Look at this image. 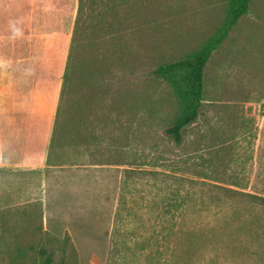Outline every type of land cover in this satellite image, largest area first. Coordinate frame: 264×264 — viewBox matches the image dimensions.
<instances>
[{
    "label": "rangeland",
    "instance_id": "rangeland-1",
    "mask_svg": "<svg viewBox=\"0 0 264 264\" xmlns=\"http://www.w3.org/2000/svg\"><path fill=\"white\" fill-rule=\"evenodd\" d=\"M84 2L72 43L78 0H0V264H264V0L212 53L180 145L153 70L232 0Z\"/></svg>",
    "mask_w": 264,
    "mask_h": 264
},
{
    "label": "trees",
    "instance_id": "trees-1",
    "mask_svg": "<svg viewBox=\"0 0 264 264\" xmlns=\"http://www.w3.org/2000/svg\"><path fill=\"white\" fill-rule=\"evenodd\" d=\"M251 1L232 0L226 23L202 51L191 57L165 62L153 70L155 75L167 80L177 94L180 111L173 124L166 129L167 134L173 139L175 144L180 145L182 143L184 129L194 123L199 117L204 100V69L207 62L212 53L228 37L238 20L248 13ZM84 8V0H78L72 31V43L76 42V33L80 27V16ZM230 190L236 193L240 199L251 197L259 200L257 195L236 189ZM41 253L44 256L42 264H54V257L51 253L43 250Z\"/></svg>",
    "mask_w": 264,
    "mask_h": 264
}]
</instances>
